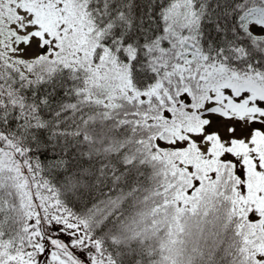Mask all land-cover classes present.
Listing matches in <instances>:
<instances>
[{"label": "snow or ice", "instance_id": "1", "mask_svg": "<svg viewBox=\"0 0 264 264\" xmlns=\"http://www.w3.org/2000/svg\"><path fill=\"white\" fill-rule=\"evenodd\" d=\"M0 264H264V0H0Z\"/></svg>", "mask_w": 264, "mask_h": 264}]
</instances>
